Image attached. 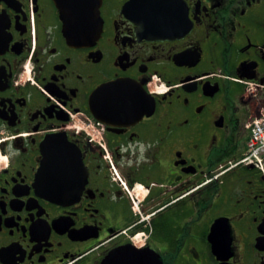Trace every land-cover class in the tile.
<instances>
[{
	"label": "flooded vegetation",
	"instance_id": "obj_1",
	"mask_svg": "<svg viewBox=\"0 0 264 264\" xmlns=\"http://www.w3.org/2000/svg\"><path fill=\"white\" fill-rule=\"evenodd\" d=\"M262 111L264 0H0V264H264Z\"/></svg>",
	"mask_w": 264,
	"mask_h": 264
},
{
	"label": "water",
	"instance_id": "obj_2",
	"mask_svg": "<svg viewBox=\"0 0 264 264\" xmlns=\"http://www.w3.org/2000/svg\"><path fill=\"white\" fill-rule=\"evenodd\" d=\"M58 141L54 138H47L45 141H43L41 145V152H42V160L39 167V177L43 179V182H45V179H47L50 176H56L60 175L59 167L60 164L58 163V160L60 157L57 156L59 151H61V148H56ZM158 264H163L161 261L158 262Z\"/></svg>",
	"mask_w": 264,
	"mask_h": 264
},
{
	"label": "built area",
	"instance_id": "obj_3",
	"mask_svg": "<svg viewBox=\"0 0 264 264\" xmlns=\"http://www.w3.org/2000/svg\"><path fill=\"white\" fill-rule=\"evenodd\" d=\"M251 129L253 133L251 146L253 155L257 157L261 152H264V115L252 122Z\"/></svg>",
	"mask_w": 264,
	"mask_h": 264
},
{
	"label": "rangeland",
	"instance_id": "obj_4",
	"mask_svg": "<svg viewBox=\"0 0 264 264\" xmlns=\"http://www.w3.org/2000/svg\"><path fill=\"white\" fill-rule=\"evenodd\" d=\"M138 192L141 194L140 190H138Z\"/></svg>",
	"mask_w": 264,
	"mask_h": 264
}]
</instances>
